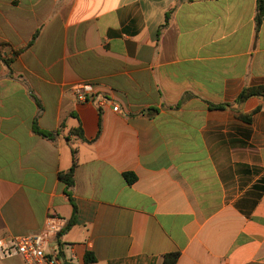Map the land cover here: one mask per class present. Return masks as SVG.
Wrapping results in <instances>:
<instances>
[{
	"label": "crops",
	"instance_id": "0c3cea01",
	"mask_svg": "<svg viewBox=\"0 0 264 264\" xmlns=\"http://www.w3.org/2000/svg\"><path fill=\"white\" fill-rule=\"evenodd\" d=\"M257 5L0 0V239L55 216L63 264H264Z\"/></svg>",
	"mask_w": 264,
	"mask_h": 264
},
{
	"label": "built area",
	"instance_id": "2783aa9c",
	"mask_svg": "<svg viewBox=\"0 0 264 264\" xmlns=\"http://www.w3.org/2000/svg\"><path fill=\"white\" fill-rule=\"evenodd\" d=\"M70 93L77 102L83 103L92 95L93 89L91 84L81 82L72 85ZM103 101L101 100L99 104H103ZM110 104L112 110L118 112V107ZM64 227V220L49 216L43 229L37 234L0 239V260L19 258L22 264H63L57 248L50 244Z\"/></svg>",
	"mask_w": 264,
	"mask_h": 264
},
{
	"label": "trees",
	"instance_id": "16d2710c",
	"mask_svg": "<svg viewBox=\"0 0 264 264\" xmlns=\"http://www.w3.org/2000/svg\"><path fill=\"white\" fill-rule=\"evenodd\" d=\"M262 17H264V2L262 0H258L257 5V12H256V24H259L262 20ZM4 63L6 66L9 65V61L4 60ZM251 97H264V90L262 89H244L240 95L238 96L236 102L241 103L245 100L251 98ZM229 104L224 105H209V108L213 110H223L225 108H228ZM245 121L249 122L250 120L248 118H241ZM76 134L81 137V131L77 130ZM76 165L75 162V151H72V167L69 169L68 172L60 175V179L64 182L67 190H69L73 185V170ZM125 180L128 184H132L134 182V177L131 174H125L124 175ZM72 224V222L69 223L68 227ZM178 259V253H171L168 255L163 256V264H175ZM86 263H92L94 262V258L91 255H88L85 259Z\"/></svg>",
	"mask_w": 264,
	"mask_h": 264
},
{
	"label": "rangeland",
	"instance_id": "374dc122",
	"mask_svg": "<svg viewBox=\"0 0 264 264\" xmlns=\"http://www.w3.org/2000/svg\"><path fill=\"white\" fill-rule=\"evenodd\" d=\"M0 264H22V261L19 258L0 260Z\"/></svg>",
	"mask_w": 264,
	"mask_h": 264
}]
</instances>
